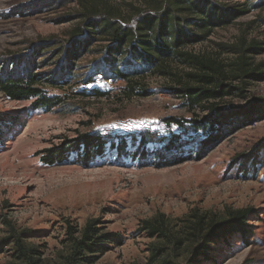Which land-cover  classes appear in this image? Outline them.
Returning a JSON list of instances; mask_svg holds the SVG:
<instances>
[{
  "label": "rangeland",
  "instance_id": "obj_1",
  "mask_svg": "<svg viewBox=\"0 0 264 264\" xmlns=\"http://www.w3.org/2000/svg\"><path fill=\"white\" fill-rule=\"evenodd\" d=\"M147 1L111 3L129 15ZM236 1L248 3L250 12L185 50L221 65L228 83L240 89L241 80L232 74L238 54L228 49L242 42L264 43V6L255 9L253 0ZM52 3L0 0V66L16 59H49L54 48L41 52V47L54 38H68L76 21L67 16L79 6L52 8ZM97 57L81 59L68 85H43L48 95L63 101L49 112L33 109L32 101H12L0 90V116L8 119L0 136V264L20 263L5 242L13 233L35 247L39 263L67 264L70 231L77 237L90 222L99 234L116 233L123 244H110L104 253H86L82 264H192V215L220 220L243 209L252 211L246 234L220 240L211 258L197 264H264V119L208 147L188 136L179 147L169 146V141L151 143L143 157L134 136L152 131L170 140L180 130L167 119L207 118L201 108L193 109L172 92L177 81L189 80L195 66L178 59L171 63L170 75L149 74L130 84L99 76L85 85ZM56 62L50 60L38 73H54ZM251 63L264 64V52L253 55ZM93 89L106 95H92ZM235 93L218 103L244 107L251 97L264 98V81H250L244 93ZM92 134L115 138L117 146H107L89 164L79 163L75 155L55 166L43 161L46 151ZM159 159L170 164L160 167ZM150 225L159 227L157 235L151 236Z\"/></svg>",
  "mask_w": 264,
  "mask_h": 264
},
{
  "label": "trees",
  "instance_id": "obj_2",
  "mask_svg": "<svg viewBox=\"0 0 264 264\" xmlns=\"http://www.w3.org/2000/svg\"><path fill=\"white\" fill-rule=\"evenodd\" d=\"M52 8L64 4L77 3L79 9L67 16L66 20L76 21L68 38L47 41L46 48H54L49 59L43 61L13 60L7 65L5 61L0 66V90L12 101H32L33 109L51 111L62 104L59 96H50L44 89V84L52 86L68 85L75 77L78 62L85 56H98L89 65L85 75V85L94 84L97 77L105 80H122L130 84L136 78L146 75H170L171 63L175 60L189 62L196 71L188 73L189 80L177 81L174 92L183 98L193 109L199 107L207 118L203 120L169 118L167 123L175 125L180 130L178 134L162 137L156 132L146 131L132 139L138 144V152H144L148 144H163L169 141V146L179 147L185 143V137L193 140L201 139V145L206 147L224 140L233 131L253 124L255 120L264 119V98L251 97L244 107L223 106L219 99L245 92L250 81H264V64L253 66V55L264 52V43H244L229 48V52L238 54L234 64L233 78L241 80L240 89L228 83L226 73L215 61H207L205 57L195 55L185 49L191 45L205 41L217 27L232 24L236 19L250 12L248 3H238L236 0H148L146 7H133L129 15L122 13L120 7L111 2L116 0H49ZM252 8L264 6V0H253ZM97 46V47H94ZM51 56V57H50ZM57 60V70L48 75L38 73L45 68L50 60ZM87 93V92H85ZM92 95H106L97 89L91 90ZM213 100V101H211ZM206 102H209L206 105ZM7 116H0V136L7 123ZM97 135H83L72 141L70 145H62L46 151L43 161L48 166L67 162L71 155L78 162L89 164L98 156L104 154L107 146L115 148L114 140ZM122 139L120 148H124ZM160 167L168 166L169 161L159 159ZM166 164V165H164ZM250 210H238L229 218L209 221L195 212L192 227L189 230L191 238L190 252L193 255L192 264L199 259H209L214 252V245L220 240H228L234 234L245 235L247 231ZM151 236L159 233V227L148 226ZM70 231L69 242L71 254L67 264H82L86 253L108 252L110 244H123L116 233L99 234L96 223L90 222L79 233ZM7 246L12 245L15 258L20 263L11 264H42L39 263L35 247L24 243L21 235L11 234L6 239Z\"/></svg>",
  "mask_w": 264,
  "mask_h": 264
}]
</instances>
